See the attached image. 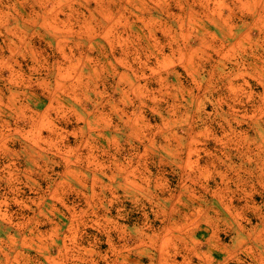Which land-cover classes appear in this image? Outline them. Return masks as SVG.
I'll list each match as a JSON object with an SVG mask.
<instances>
[{
  "label": "rangeland",
  "instance_id": "1",
  "mask_svg": "<svg viewBox=\"0 0 264 264\" xmlns=\"http://www.w3.org/2000/svg\"><path fill=\"white\" fill-rule=\"evenodd\" d=\"M0 264H264V0H0Z\"/></svg>",
  "mask_w": 264,
  "mask_h": 264
}]
</instances>
